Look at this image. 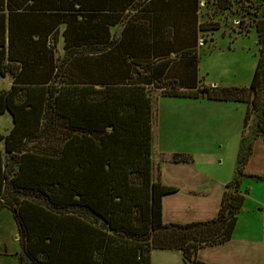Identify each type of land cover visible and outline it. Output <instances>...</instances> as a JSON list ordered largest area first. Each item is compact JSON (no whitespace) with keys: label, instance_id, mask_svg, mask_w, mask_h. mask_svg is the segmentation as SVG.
<instances>
[{"label":"trees","instance_id":"1","mask_svg":"<svg viewBox=\"0 0 264 264\" xmlns=\"http://www.w3.org/2000/svg\"><path fill=\"white\" fill-rule=\"evenodd\" d=\"M117 1L131 0H0V76H13L0 89V115L12 119L0 133V210H9L15 222L19 261L151 264L153 249H167L180 251L185 264H205L197 251L233 234L245 198L239 169L212 218L162 220V198L177 188L152 177L148 87L161 82L169 63L145 56L147 41L132 33V21L113 38L110 26L117 23L109 19L123 5ZM230 5L215 0L219 10ZM199 29H219V21ZM255 30L259 56L248 86H158L160 95L243 102L244 123L254 117L253 139L262 135L264 18ZM60 38L65 54L54 64ZM100 57L114 58L103 65L108 73L97 67ZM79 59V70L68 69ZM251 144L241 147V163ZM191 160L172 155V162Z\"/></svg>","mask_w":264,"mask_h":264},{"label":"rangeland","instance_id":"2","mask_svg":"<svg viewBox=\"0 0 264 264\" xmlns=\"http://www.w3.org/2000/svg\"><path fill=\"white\" fill-rule=\"evenodd\" d=\"M118 2L123 5L115 7L116 11L109 19L117 23L110 26L113 38H118L123 27L132 21V33L135 36L142 33L143 39L147 41L149 50L143 52H146L145 56L150 60H167L169 63L161 82L148 87L153 113L152 177L178 188V191L163 196L166 197L165 219L168 222L194 220L198 216L196 210L204 209L201 208L204 200L201 193L193 194L190 191L203 193L212 190L214 181L219 178L230 182L239 169L242 172L239 176V189L245 196L239 216L252 228V237L262 236L264 132L253 139L254 117L251 115L250 120L244 123L246 104L205 97L162 96V90L158 86H163L166 91H175L180 86H248L259 56L255 22L264 18V0H231V5L226 10L217 9L215 0ZM152 16L154 19H151ZM213 20L219 21V29H199L200 23ZM141 21L143 25L139 29L138 22ZM62 44L60 38L52 50L54 64L59 63L65 54ZM113 61L114 58L103 61L100 57L96 65L98 67L101 63L100 71L108 73L109 71L103 70V65L109 63L111 66ZM81 63L82 59L77 63L72 62L68 69L79 70ZM58 78L61 79V76ZM12 79L10 73L0 76V89H4L5 85L6 88L9 87ZM180 90H185L186 93L190 91L186 87ZM11 126V116L8 113L1 115L0 132L7 131ZM250 141V154L241 163L246 152L241 147H245ZM174 153L190 156V165L177 167V163L171 162ZM225 188L224 186L223 190ZM180 195V198H184L179 202L182 206L177 208L176 203L168 210L166 205L171 203L169 198ZM241 229V223L236 224V231ZM20 249L19 235L12 215L9 210L2 209L0 264H31L28 260L19 261ZM152 252L153 264H177V255L171 253L177 252L175 250L153 249ZM162 254H170L171 257H162Z\"/></svg>","mask_w":264,"mask_h":264},{"label":"crops","instance_id":"3","mask_svg":"<svg viewBox=\"0 0 264 264\" xmlns=\"http://www.w3.org/2000/svg\"><path fill=\"white\" fill-rule=\"evenodd\" d=\"M4 89H6V85ZM6 113L8 112H5L1 115H4ZM9 129L5 132H0V133H6L9 131ZM165 162L167 163L168 161H165ZM190 162H174V163H177V167L180 165H183L181 167H188V165H190L189 164ZM226 181H228V179L224 180V179L219 178L217 181L215 180L212 185L213 189L208 190L207 192L202 193L200 191H195V190L190 191L193 194L201 193L202 194L201 197L204 200L202 203L203 205L201 207L204 209L196 210L197 212L196 215L198 216L194 217V220H191V221L206 220V219H210L213 216H215V214L218 211L219 205H220L222 193L224 191L223 190L224 186L227 183ZM161 182L163 183L162 179H161ZM164 183L166 185H171L165 181ZM171 186L176 187L175 185H171ZM177 191H178V188H177ZM180 197H182V195L177 196V197L171 196L169 198L171 199V203L166 205L168 210L171 206H173L176 203H177V208L182 206V204H180L179 202H182L184 198H180ZM165 199L166 197L162 198V220L165 222H168L167 219H165L164 217ZM188 199L190 198L188 197ZM188 209L190 210L189 207ZM239 213H238L236 224L238 225L239 223H241L242 225L241 230L244 229V231H241V230L236 231V224H235L233 234L229 240L221 244H218V245L200 248L197 251V255H196L197 256L196 258L198 260H200L201 262H204L205 264H264V240H263L264 224L262 225V236H259L257 238L252 237L250 235L252 228L248 224H246V222H244V218H240ZM187 222H190V221H187ZM259 232H260V228H259ZM253 234L255 233H252V235ZM164 250H167V249H164ZM152 251H151V264H153V252ZM175 251L177 252H171V253H174L175 255H177V264H185L183 262L182 253L178 250H175ZM164 253H167V252H164ZM169 256L171 257L170 254H162V257H169Z\"/></svg>","mask_w":264,"mask_h":264}]
</instances>
